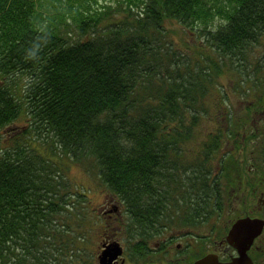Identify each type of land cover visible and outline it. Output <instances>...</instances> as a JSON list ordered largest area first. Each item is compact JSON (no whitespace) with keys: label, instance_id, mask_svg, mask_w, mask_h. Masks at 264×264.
Here are the masks:
<instances>
[{"label":"trees","instance_id":"trees-1","mask_svg":"<svg viewBox=\"0 0 264 264\" xmlns=\"http://www.w3.org/2000/svg\"><path fill=\"white\" fill-rule=\"evenodd\" d=\"M115 1L116 14L133 21L110 5L91 11L96 0H0V129L22 111L28 118L23 134L0 146V264L95 263L83 231L88 211L59 175L62 156L92 161L136 219L170 216L157 190L163 180L187 194L199 218L214 209L208 188L190 190L187 157L170 148L200 137L194 149L205 157L210 141L220 143L222 128L196 137L195 127L210 115L216 79L263 33L264 0ZM167 22L204 39L216 57L173 50ZM251 140L264 170V136ZM192 193L207 199L204 208Z\"/></svg>","mask_w":264,"mask_h":264},{"label":"rangeland","instance_id":"rangeland-1","mask_svg":"<svg viewBox=\"0 0 264 264\" xmlns=\"http://www.w3.org/2000/svg\"><path fill=\"white\" fill-rule=\"evenodd\" d=\"M96 2L97 5L93 4L91 6V9H93L91 11H103L102 7H100L101 5H110L112 14L117 13L118 5L115 0H96ZM48 4L43 3V6ZM133 11L136 10L133 8ZM116 15L118 18L123 17L133 21V17L127 16L126 13ZM215 22L217 24L220 19L215 20ZM165 27L166 34L169 35L168 40L172 45V49L176 52L189 56L191 60L203 57L206 54L216 57V52L207 46L204 39L199 38L195 42L192 32L183 28L180 24L167 22ZM244 57V59L240 60L233 59L230 64V70L224 74L221 73L216 79L213 85L215 89L209 92L206 99L211 108L209 110L210 115L203 117L205 126L197 124L195 127L194 135L196 137L204 133L205 129H211L212 126L214 131L215 127L223 129L225 134L220 138L218 146H216L214 141H210V143L226 155L225 162L230 166L229 174L231 176L226 179V184H231V190L229 189L225 196L228 201L224 204V211L221 212L220 221L214 218L213 223L215 225L211 223L212 226L210 227L207 224H202L200 227L201 232L208 231V233H211L212 231V233L220 234L223 227L226 229L237 217L246 215L252 218L254 215L261 216L264 214V170L261 165L253 162H257L259 158L255 157L254 151L247 155V150L242 149L230 139V136H237L254 144L253 140H251L252 137L264 136V31L259 36L256 44L249 45ZM232 63H234L235 67L232 66ZM186 65L187 63H184L181 66L184 67ZM218 87L220 88L218 89ZM218 102L221 103L219 106L216 104ZM224 114L231 116L229 118L230 125L226 123L227 120H224ZM27 125L28 118L22 111L21 115L11 126L7 129H0V146L8 147L7 144L12 137L17 134L20 137L23 134L22 132L27 129ZM49 141H44L42 149L47 148L51 143ZM189 142L194 147L202 148L203 138L197 137L195 140L190 139ZM56 160L60 168L63 169V172H60L59 175L65 180V183L70 188L69 190L73 193L77 192L84 195L85 201L81 199L82 203L79 201V204L87 206L89 210L92 209L98 214V218H101L99 217L101 216L100 211L103 209L100 206L103 204L104 199L109 198V193L107 188L101 184L94 163L86 160L82 162L71 161L66 156ZM250 165L254 170H257L252 171L251 175L248 173ZM255 176H257V180ZM259 189L262 193L258 194L260 205L256 204L255 200L254 204H251V194L256 195ZM71 199L75 201V197ZM216 225L218 226L215 227ZM219 227H221L220 231L217 229ZM91 237V246L87 251L90 254L96 241L95 235ZM87 264L96 263L90 261Z\"/></svg>","mask_w":264,"mask_h":264},{"label":"flooded vegetation","instance_id":"flooded-vegetation-1","mask_svg":"<svg viewBox=\"0 0 264 264\" xmlns=\"http://www.w3.org/2000/svg\"><path fill=\"white\" fill-rule=\"evenodd\" d=\"M252 171L257 170L250 165L248 173L251 175ZM255 179L257 180V176ZM258 194H262L260 189L256 195L251 194V204H254L255 200L256 204L260 205ZM100 208L103 209L100 211L101 218L97 217L96 221L90 223L94 214L88 212L83 227L86 239L92 235L96 237V264H195L207 255L225 263L236 256V252L221 237V233L201 232L202 224L209 227L212 224L199 220L196 208L191 211L187 209L186 213L182 214L171 207V217L149 219L147 222L141 218L124 219L123 205L112 193H109V198L103 200ZM221 212L214 211L219 218L222 216ZM244 217L246 215L237 217L230 226ZM161 222L166 224H160ZM263 243L264 239L257 237L248 250L254 264H264ZM86 245L87 243H84V246ZM114 249L116 251H113ZM119 250L121 254H116ZM104 253H107L108 257L116 256L108 262L102 259Z\"/></svg>","mask_w":264,"mask_h":264},{"label":"bare ground","instance_id":"bare-ground-1","mask_svg":"<svg viewBox=\"0 0 264 264\" xmlns=\"http://www.w3.org/2000/svg\"><path fill=\"white\" fill-rule=\"evenodd\" d=\"M49 13V10H48ZM116 21H118L116 19ZM230 139L236 143L239 147H241L244 150H247L246 154L252 153V151H257V147L255 144L250 143L247 139L237 137V136H230ZM186 148L180 147V144L172 145L170 148L171 154L174 157H180V155H184L187 157L188 160V167L186 168V177L191 180L194 185L190 190H196L198 188L200 189H206L208 188V193L210 194V205L211 207H214V209L209 208L204 211V219L199 218V220L205 222L209 221L213 225V219L220 221V218L215 215L214 211H224V204L227 203V199L225 198L226 194L229 192V189L231 190V184H226L227 177H231L229 172V165L225 162L226 155L218 150L215 146L211 147L207 152L205 157L202 156V153H199L200 150L194 149V145H192L190 142L185 145ZM166 155V153H164ZM160 160V158H157V162ZM163 161L165 162L166 159L163 158ZM192 164V165H191ZM170 171L176 172L174 168H170ZM157 190L162 192L163 199L165 200V196H167V199L169 201V205L175 209L177 212H181L182 214L186 213V210L188 209V206L190 205V202L187 200V194H183L182 192H179L180 188L175 187L173 182H169L168 180H163L157 187ZM156 189L154 191L158 193ZM176 190L178 191L176 194ZM166 191V192H165ZM213 191V192H212ZM111 193L110 191H108ZM212 192V193H211ZM82 199L85 201L84 195L81 194ZM191 199L194 198L193 205L198 206V204H201V206L205 205V202L207 199L201 200V203L198 201L196 196L192 193ZM116 199L123 205V218L124 219H135V217H132V213L129 209L126 208L125 203L122 199L119 197H116ZM86 203V202H85ZM164 203V202H163ZM166 204V203H164ZM167 205V204H166ZM157 207V206H155ZM209 207V204H208ZM207 207V208H208ZM87 208V206H86ZM87 211L94 214L90 218V223H93L96 221L98 214H96L94 211H91L87 208ZM191 211V210H190ZM240 214V213H239ZM263 215V216H262ZM261 216L254 215L251 219L255 220L256 224H252V231L256 233V237H259L261 240L264 239V214ZM171 217V216H169ZM167 217V218H169ZM247 217V216H246ZM245 218V217H244ZM250 218V217H249ZM149 218H144V222H147ZM235 222V221H234ZM160 224L165 225V222H161ZM216 225L215 227H217ZM219 231L221 230V227L217 228ZM233 234V230L230 225L227 226L225 229L223 227V230L221 231V237L225 239V241L229 244V246L236 252V256L232 258L229 262H225L222 264H229L233 262L236 258L240 255V249L239 244H234L235 242H239L241 239L240 237L232 238L229 240V236ZM92 238V237H91ZM254 238V240H255ZM254 240L249 245V247L245 250V253L247 257L249 258L250 262L254 264L253 260L251 259L250 255L248 254V250L252 246ZM258 246V245H257ZM118 254H121V251H117Z\"/></svg>","mask_w":264,"mask_h":264},{"label":"water","instance_id":"water-1","mask_svg":"<svg viewBox=\"0 0 264 264\" xmlns=\"http://www.w3.org/2000/svg\"><path fill=\"white\" fill-rule=\"evenodd\" d=\"M255 223V220L245 217L240 218L236 220L232 225L231 228L233 230V234L229 236V240L232 238L240 237L241 239L239 242H235L234 244H239L240 249V255L238 258H236L233 262L229 264H252L247 257L245 250L249 247V245L252 243L253 239L256 237V233L252 231V224ZM113 251H116L115 249ZM116 254H118L116 252ZM107 253L103 254L102 259L106 261H111L112 258H114L116 255L113 256H106ZM195 264H222L216 260V258L212 255H207L204 258L198 260Z\"/></svg>","mask_w":264,"mask_h":264}]
</instances>
